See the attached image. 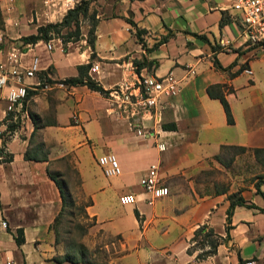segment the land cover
Instances as JSON below:
<instances>
[{
	"label": "crops",
	"instance_id": "obj_1",
	"mask_svg": "<svg viewBox=\"0 0 264 264\" xmlns=\"http://www.w3.org/2000/svg\"><path fill=\"white\" fill-rule=\"evenodd\" d=\"M76 1L0 0V61L7 62L9 51L17 48V60L7 62V68L23 71L34 57L37 62L35 74L22 77L27 85L21 107L7 112L5 88L0 87V221L6 222L0 225V264H78L53 258L61 252L50 225L61 198L47 168L53 172L51 165L60 163L62 156L72 163L81 192L91 200L86 205L94 218L91 226L112 237L110 244L117 246L109 263L242 264L251 259L264 264V175L251 181L243 176L248 170L244 158L252 163L251 149L264 147V42L246 41L241 15L230 0H89L92 47L86 41V21L79 24L78 37L64 44L53 36L21 43V35L59 20ZM137 29H143L139 36L144 45ZM143 57L152 62L136 69L132 60ZM88 61L89 66L96 63L97 70L87 67L85 73L103 89L122 80L132 82L140 74L171 71L178 90L167 99L161 123L174 127L158 128L154 123L163 149L156 147L150 133L137 135L124 117L110 111L103 93L84 83L62 81L76 76V65ZM210 84L230 87L224 96L233 122L226 121L220 101L207 93ZM30 112L47 150L43 160L23 156L33 129ZM143 122L146 128L152 124L151 119ZM222 144L246 149L225 166L214 157ZM105 152L116 156L120 172L102 182L96 157ZM7 154L9 159H2ZM152 162H159L168 193L147 203L138 180ZM259 164L251 175L264 173ZM211 170L217 175L207 176ZM230 171L235 182L227 181ZM231 191L251 205L235 204L225 230ZM126 192L135 194L127 210L110 209ZM203 223L225 238L215 252L197 258V249L186 248L194 228ZM18 227L20 243L14 239Z\"/></svg>",
	"mask_w": 264,
	"mask_h": 264
},
{
	"label": "built area",
	"instance_id": "obj_2",
	"mask_svg": "<svg viewBox=\"0 0 264 264\" xmlns=\"http://www.w3.org/2000/svg\"><path fill=\"white\" fill-rule=\"evenodd\" d=\"M230 4L241 15L242 34L246 41L250 44L264 42V0H230ZM46 47H51V43L47 42ZM17 54L18 49L12 48L7 54V62H15ZM7 62L0 61V87L5 88L6 111L10 112L14 110L15 105L22 106L27 85L22 77H32L37 69V62L34 57L31 64L23 71L15 67L7 68ZM96 70V63L88 68V71ZM244 71L251 72L250 68H244ZM57 83L63 84L60 81ZM177 90V79L171 71H167L162 75L140 74L132 82L122 80L106 89L104 95L110 111L124 117L137 135L150 133L160 150L163 149L164 142L158 138V129L154 128V123L159 125L158 128L160 127L162 111L168 105L167 99ZM145 119L152 120V124L147 125L148 128L143 122ZM96 163L105 176L117 175L120 172L117 158L112 152L99 154ZM138 182L144 194L143 199L147 203L168 193V187L159 175V162L150 163L140 175ZM118 200L122 204L132 203L135 201V194L122 193L118 196ZM0 225L5 227V220H1ZM242 264H253V260L245 259Z\"/></svg>",
	"mask_w": 264,
	"mask_h": 264
},
{
	"label": "trees",
	"instance_id": "obj_3",
	"mask_svg": "<svg viewBox=\"0 0 264 264\" xmlns=\"http://www.w3.org/2000/svg\"><path fill=\"white\" fill-rule=\"evenodd\" d=\"M88 2L89 0H80L79 2L75 3L72 7H69L66 9V11L63 13L61 18L56 21H48L45 22L44 24H40L36 27V32L35 33H30L27 35H21L19 37V40L21 41L22 44L24 43H33L38 39L42 40H47L52 37L53 34L59 35V38L64 44L66 41L71 40V39H76L79 35V18L83 17L88 9ZM91 15V22L89 23V26L87 28L86 34V41L87 43L92 47L93 46V25H94V19H93V10L90 12ZM65 27V31L61 32V29ZM0 30H3V18L2 14L0 11ZM143 29H137L136 30V35L138 41L144 45L143 40L139 36L140 32H142ZM168 36V33L163 35L161 37V40L166 39ZM160 39L156 42L158 43ZM156 43L153 44L156 45ZM91 56H93V53L91 52ZM134 66L136 69H138L139 66L144 65V64H150L152 61L151 60H146L144 57L141 59H133L132 60ZM89 61L83 64H77V75L76 76H69L63 78L64 83H70V84H82L84 83L87 87L97 90L103 94L106 93V89H103L97 82L91 78L88 74L85 73V70L87 67H89ZM61 81V82H62ZM229 86H225L223 84H210L206 87L207 93L212 96L216 97L222 107L223 111L225 114V119L228 123L233 122L232 114L229 108V105L225 99L224 96V91L229 90ZM30 118L33 120V129L31 130L29 137H28V144L26 148L24 149L23 156L26 159H46V148L44 147L43 142L37 137L36 134V129L38 127V124L36 122V119L34 118L33 113H29ZM8 128H12L11 123L7 124ZM162 128H173L174 124L173 123H161ZM221 150L219 153L215 154L214 157L220 161L223 165L227 166L233 156L239 152H243L246 148L242 145H235V144H222ZM224 149H230L231 152H227L228 156L226 158H223L222 156V150ZM252 153L257 162L262 164L264 166V147L263 148H252ZM10 155L7 154L4 156L2 159H9ZM67 156H62L61 159H66ZM76 175L77 181L80 184V178L77 174V171L73 168L72 169ZM47 173L48 175L53 179L55 184L57 185L60 193V198H61V205L59 207V210L57 213L54 215L52 222H56L58 218L61 216L63 213L64 209L66 206H74V198L72 197L71 194L67 192V181L63 178H59L58 174H62V171H51L47 168ZM264 175L261 174V176ZM256 184V183H255ZM225 189V188H223ZM227 198H228V206L226 208V221L227 224L225 225V230L228 229V219L231 213V210L235 204H247L251 205L250 203H246L243 197L238 193V191H231L227 193ZM91 203L90 198L88 197V200H85L84 206L88 205ZM67 213L72 214L73 211L71 210L67 211ZM84 214L87 215V213L84 210ZM94 218L92 217V220ZM92 225L94 223V220L90 222ZM53 225V224H51ZM77 225V224H76ZM84 233V232H83ZM55 234V232H54ZM227 235V234H225ZM225 236H222L221 234H218L213 230L211 226H208L207 224H199L196 228H194L192 235L190 236L189 239V245L187 246V251H191L194 249H197V252L195 256L197 258H203L206 255L212 254L215 252L216 246L218 243H220ZM14 239L16 243H20L23 240L22 236V229L20 227L16 228L15 234H14ZM55 241V240H54ZM71 249H75L74 252H64L61 254H56L53 256V258L58 261H69L71 263H82L84 262L85 255L87 254V247L82 243V242H72L71 245H69Z\"/></svg>",
	"mask_w": 264,
	"mask_h": 264
},
{
	"label": "rangeland",
	"instance_id": "obj_4",
	"mask_svg": "<svg viewBox=\"0 0 264 264\" xmlns=\"http://www.w3.org/2000/svg\"><path fill=\"white\" fill-rule=\"evenodd\" d=\"M79 1L80 0H77L75 3ZM90 12L91 9L88 2L87 12L83 17L79 18L78 23L79 24L83 23V21H86V23H90L91 22ZM64 31H65V27L61 29V32ZM52 36L59 38V35L53 34ZM222 152H223L222 153L223 158H226L228 156L227 152H231V150L224 149L222 150ZM239 153H243V152H239ZM249 154H252V152H249ZM255 161L251 163L248 162L247 156L246 158H244L243 166L247 167L248 170L245 172L246 175L243 176L244 179L247 181L253 180L257 175L259 178L261 175V174L251 175V173L254 171L253 166H256L257 163L259 164V162L257 161L255 162ZM259 165L261 168L264 167L262 166V164ZM51 166H52L51 169L52 168L57 169L58 166H60L61 168L63 167L62 174H58V177L63 178L67 181V188H66L67 192L71 194L72 197L74 198V206H66L63 213L58 218V220L54 223L51 222V224L53 225H50V229L54 235V240H55L54 242L57 245V250L61 253L69 252V251L74 252L75 249H71L69 245H71L72 242L75 243L82 242L87 247V254L85 255L84 262L78 264H114V263H109V259L110 257H113V255L118 253L117 246L113 248L114 245L112 246V244H110V240L113 241L112 237L108 236L107 234H104L100 230H97L95 229V227L91 226L90 222L93 221L92 217L88 214L87 215L84 214V210L86 212V206H84L83 204L85 200H88V196L84 195L81 192L80 184L77 181L74 171L72 170L73 169L72 163L64 158L60 160V163H55L54 165ZM235 166L236 165H234L232 170L235 169ZM56 169H54L53 171H56ZM209 173L210 174H207V176L217 175V172L215 170H211L209 171ZM230 173L231 171L229 172L230 177H228L227 181L232 179L233 182H235L237 179L235 178V174L234 173L230 174ZM98 177L102 180V182H106L107 180H110L112 178V177H107L105 175L103 176L100 173H98ZM258 178L255 179V181H257ZM225 182L226 180L223 179L222 184H225ZM129 204L130 203L121 205L118 202L112 201V203L110 204V209H113L116 212L124 213L129 207ZM69 210H71V212L73 211V213L72 214L67 213V211Z\"/></svg>",
	"mask_w": 264,
	"mask_h": 264
}]
</instances>
